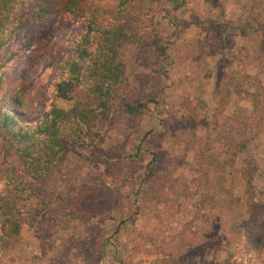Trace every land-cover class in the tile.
Instances as JSON below:
<instances>
[{"label": "rangeland", "instance_id": "obj_1", "mask_svg": "<svg viewBox=\"0 0 264 264\" xmlns=\"http://www.w3.org/2000/svg\"><path fill=\"white\" fill-rule=\"evenodd\" d=\"M251 1H132L110 118L91 117L79 144L66 135L42 181L0 155L20 225L4 240L0 229V264H264V30L232 34L257 27ZM22 2L8 12L19 27L4 34L0 98L24 99L22 120L37 124L50 104L73 106L53 89L85 22L74 8L38 19L35 0ZM125 103L146 107L135 117ZM218 129L242 153L224 154Z\"/></svg>", "mask_w": 264, "mask_h": 264}, {"label": "trees", "instance_id": "obj_2", "mask_svg": "<svg viewBox=\"0 0 264 264\" xmlns=\"http://www.w3.org/2000/svg\"><path fill=\"white\" fill-rule=\"evenodd\" d=\"M22 1L0 0V49L5 46L4 34L19 27L14 25V21L8 20V12L16 5H22ZM132 1L116 0L117 7L112 13L98 7L83 9L76 0H35L37 13L40 15L38 19L54 12L73 11L74 8L83 18L85 27L80 35L71 37L69 45L73 55L60 63L58 80L53 89L56 98L73 105L70 109L64 110L50 104L39 122L30 124L21 118L20 110L26 105L24 99L13 96L10 99L11 104L7 107V102L0 98V155L4 159H10L13 167L21 164L28 180L42 181L49 173L53 162L63 149L61 142L66 135L70 134L72 141L79 144L82 138L88 137L91 132V117L99 122L110 118L111 104L108 101L113 97L114 88L124 81V64L120 58V50L135 37V33L126 32L127 28H130L125 15ZM253 1L247 13L257 27L252 28L250 22H246L233 29L232 34L236 31L238 36H244L248 30H264V3ZM259 5L261 9L257 12L256 7ZM224 27L232 30L229 25ZM254 52H260V48H254ZM1 89L0 75V91ZM88 100H93L95 106H91ZM145 107V104L124 105L125 112L135 117L140 115ZM218 126L223 127V130L227 128L223 123ZM219 131L218 129V139L223 143L224 154L232 149L231 147L236 150V154L242 153V149L246 147L245 143H235L233 139H228L224 132ZM8 202L9 206H6L0 194L1 240L11 233L17 235L20 229L19 223L9 216L13 214L14 205ZM251 247L248 250H251ZM249 260L250 258L247 259L248 262Z\"/></svg>", "mask_w": 264, "mask_h": 264}]
</instances>
